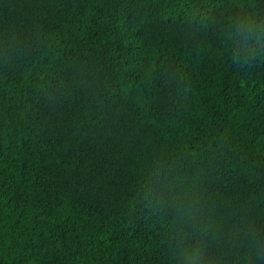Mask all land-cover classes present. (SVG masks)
I'll use <instances>...</instances> for the list:
<instances>
[{"label": "trees", "instance_id": "trees-1", "mask_svg": "<svg viewBox=\"0 0 264 264\" xmlns=\"http://www.w3.org/2000/svg\"><path fill=\"white\" fill-rule=\"evenodd\" d=\"M0 264H264V0H0Z\"/></svg>", "mask_w": 264, "mask_h": 264}]
</instances>
